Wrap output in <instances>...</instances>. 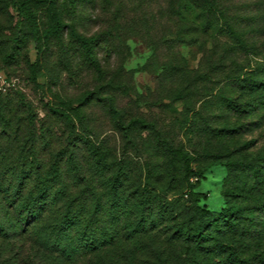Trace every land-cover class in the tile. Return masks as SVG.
<instances>
[{"label": "rangeland", "instance_id": "obj_1", "mask_svg": "<svg viewBox=\"0 0 264 264\" xmlns=\"http://www.w3.org/2000/svg\"><path fill=\"white\" fill-rule=\"evenodd\" d=\"M56 1L0 0V264H264V0Z\"/></svg>", "mask_w": 264, "mask_h": 264}, {"label": "trees", "instance_id": "obj_2", "mask_svg": "<svg viewBox=\"0 0 264 264\" xmlns=\"http://www.w3.org/2000/svg\"><path fill=\"white\" fill-rule=\"evenodd\" d=\"M38 1H43L46 3L47 6V11H48V17H49V22L50 25L43 31V39L45 41H47L50 37H54V36H58L59 34L62 33L63 29H64V25L62 23L61 17L57 11V1L56 0H38ZM71 35L77 39L78 41H80L82 44L87 45V41L80 37L75 31H71ZM89 97V96H88ZM88 97H84L82 99L77 100L79 105H83L85 103V101L88 99ZM106 100L108 101V105H109V110L114 118L115 123L119 126L124 128V123L122 122L121 119V114L120 112L115 108V106L112 104L111 98H106ZM71 109H74V111L76 113H78V106H75L74 108H72L71 103L67 102V101H63L61 102V106H55L53 108V111L55 113H57L59 116L63 117L65 120H71V116L69 111ZM133 125H141L144 126V122L141 120H137V119H132L129 121V123L125 126L126 129H129L131 126ZM227 165H234L235 163L233 161H229L226 163ZM186 172H187V180L189 179V176L194 175L195 172H193L190 168H186ZM199 173V172H197ZM189 186L190 187H195L196 184H191L189 181ZM112 187L113 184L111 185ZM28 206L31 207V202L30 200H26L23 199L20 201V203L18 204V209L20 211H24L28 208ZM200 212L202 214L208 213L207 211L204 210H200ZM241 212V208L240 206L236 205L235 203H230L226 208H224V210L219 214V218L222 219L225 222L228 223H236L237 219H238V214ZM191 236L194 238V240L196 241V243L198 244L199 247H204V245L202 243L203 240L206 238L205 236V231L203 230V227L201 226V224H196L191 230H190ZM230 257L232 258V260H236V253L234 250H230L229 252Z\"/></svg>", "mask_w": 264, "mask_h": 264}]
</instances>
